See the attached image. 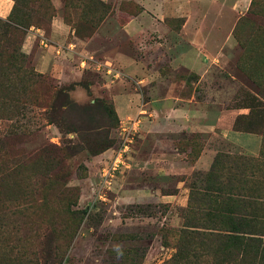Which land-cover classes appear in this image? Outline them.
Masks as SVG:
<instances>
[{"label": "rangeland", "instance_id": "obj_1", "mask_svg": "<svg viewBox=\"0 0 264 264\" xmlns=\"http://www.w3.org/2000/svg\"><path fill=\"white\" fill-rule=\"evenodd\" d=\"M2 2L9 7L0 10V264H264V228L259 226L264 225V175L249 177L217 163L218 184L206 180L215 158L259 159L263 147L264 113L256 116L248 106L253 104L250 96L264 100V0H180L176 16L161 19L144 11L143 0ZM54 18L68 27L62 39L73 43L76 53L74 73L64 80L36 72L31 57L51 44ZM153 19L170 30L162 82L180 86L173 95L192 94L199 104L200 125L213 124L220 110L241 112L233 123L238 121L254 132L246 134L260 140L256 154L218 144L215 137L208 165L200 161L189 174L155 177L135 166L136 159L150 153V145L139 136L145 113L118 118L109 86L120 82L136 93L142 88L111 65L97 62L103 61L101 52L110 50L140 59L147 37L127 36L123 27L151 24ZM182 25L196 31L193 36L216 40L217 47L205 42L198 47V61H213L198 76L180 60L189 51L187 37L178 33ZM32 33L37 35L29 38ZM225 35L229 43L222 45L219 40ZM30 42L31 53L25 54ZM13 50L25 57L24 66L8 63L6 56ZM25 72L41 78L28 81ZM44 85L66 90L68 101L77 107L66 117L74 128L93 130L76 135L51 123ZM96 101L112 115L93 107ZM53 115L65 118L58 110ZM134 121L133 133H126ZM204 142V134L185 135L167 142L162 151L176 149L193 165ZM118 154L120 163L105 186L102 170ZM178 181L184 192L173 204L157 203L150 196L174 194ZM240 221L250 225L243 232L255 235L233 236L254 241L226 249L221 236L239 230Z\"/></svg>", "mask_w": 264, "mask_h": 264}, {"label": "crops", "instance_id": "obj_2", "mask_svg": "<svg viewBox=\"0 0 264 264\" xmlns=\"http://www.w3.org/2000/svg\"><path fill=\"white\" fill-rule=\"evenodd\" d=\"M179 1L143 0L142 6L145 12H149L156 19H161L166 14L176 16L175 9ZM8 7L5 2L0 4V10H7ZM153 20L155 22L151 24L132 25L131 22L123 27V31L127 36L131 37L134 34L141 33L140 35L147 37L148 40L142 42L143 52L140 59H133L124 53L110 50L109 54L101 52L100 55L103 61L97 62L99 65H111L121 77L124 76L135 83L136 86L142 88V93H136L120 82L112 86L107 85L111 87L109 90L111 91L110 99L118 118H124L127 114H135L137 111L145 113V116L142 117L139 136L144 143L150 145V153L142 160L136 159L135 166L144 173L152 172L151 174L155 177L189 174L200 161L207 164L210 155L209 146L215 140V137L218 139V144L227 145L243 153L256 154L260 140L254 135L232 130L234 118L241 112L220 110L213 124L200 125L197 122L199 104L194 100L192 94L188 97L173 95L174 87L180 86L174 84L166 86L162 82L160 76L161 66L169 62L164 53L166 48L165 35L170 30L156 22L155 19ZM68 32V27L61 24L57 18L51 21V44L44 45L43 48L39 47V50L31 54L36 72L48 74L57 80H64L65 76L73 71L71 63L76 59V53L73 51L74 44L65 43L63 42L65 39H62L64 34ZM195 32L194 30H188L186 25H182L178 31L179 34L184 33L187 37L186 45L189 50L180 55V60L185 67L194 71V74L198 76L202 71H205L208 64L213 62L209 60H206V63L205 61H198V47L205 43L210 48L217 46L215 45L216 40L212 42L205 39L204 36L197 37L196 34L193 36ZM28 35L30 38L37 34ZM227 36L225 35L219 40L220 44L226 45L229 43ZM31 49L32 44L30 42L24 53L30 54ZM103 76L106 77L105 74ZM196 133L205 135V146L193 165L185 161V154L178 153L176 149L168 153L162 151L167 142L172 143L174 139L178 140L185 135ZM181 184L182 182L179 181L176 183L174 194L162 195L159 193V195H155V193H151L150 196L157 203L173 204L179 198V195L184 192V188L180 187ZM180 203H182V200Z\"/></svg>", "mask_w": 264, "mask_h": 264}, {"label": "trees", "instance_id": "obj_3", "mask_svg": "<svg viewBox=\"0 0 264 264\" xmlns=\"http://www.w3.org/2000/svg\"><path fill=\"white\" fill-rule=\"evenodd\" d=\"M16 27L18 28H23V24L21 23H13ZM19 32H21V30H19ZM17 33V32H16ZM14 32V34L19 37L22 38L21 34H16ZM13 34V33H12ZM14 52L9 53V55H7L6 57L9 58L7 59L10 65L13 64H20V66H24L26 64V60L25 57L19 53H17V51L13 50ZM25 74L27 76H25L26 80L28 81H32L34 80V78H41L40 76H35L33 77L32 74L25 72ZM256 86H260V85H256ZM65 89L63 88H52L48 85H44L43 86V97L44 100L46 101L44 103V108H46L48 111L51 112V116L49 115V121L51 123L56 124L57 126H65L66 127V132H71L74 133L76 135H79L78 133H80L81 131H92L93 128H85V129H81V128H74L73 127V122L69 121L68 119H66V117L72 113L73 111L77 110V107L68 101L66 95H65ZM262 98H260V96H250V102L253 103L252 105L250 104L248 106V108L255 113L256 116H258L259 113H264V100H261ZM263 101V102H262ZM262 102V103H261ZM93 107H100L103 108V110L106 112L107 116L110 117L112 115V111L110 109H108V106H105L102 102L96 101L93 103ZM104 106V107H103ZM255 109V110H254ZM58 110L61 112V114H64V120L61 121V119L56 118L53 114L54 112ZM82 115L80 116V119ZM251 129V128H250ZM232 130L236 131V132H243V133H254V132H249L250 130L247 129L246 127H244L243 125H240L239 122L235 121V123H233L232 125ZM252 130V129H251ZM259 134H263L262 131L259 132ZM109 144V141H106L105 145L102 146V148L107 147V145ZM263 147L259 153V159H251V158H245L243 156H219L217 158H215V160L213 161L212 165L210 166L208 173H207V181H212L218 184V182H216V177L215 175L218 173V169H216L217 167V163L220 165L221 163L224 164V166H226L227 168H234V169H239L241 170V173H247L249 177H253L255 174H259V175H264V140L262 142ZM85 145V144H84ZM89 150V149H87ZM91 151V153H95L94 150H89ZM221 188H218V190H220ZM244 203V202H242ZM238 214V213H237ZM240 228L237 231H225L227 232L226 234L222 235L221 237L224 239L223 242H221V245H223L224 247H226V249H231L233 247H235L236 245L240 244L241 242H247V243H253V238H240L237 236H233L234 234H249V235H255L252 233H245L243 231H246L249 229L250 225L248 222L245 221H240ZM262 228H264V225H260ZM204 229V228H202ZM212 230V229H211ZM249 232V231H248ZM183 235L185 236V238L188 237V235L190 236V239H192L190 232H186L185 230H183ZM197 233V232H196ZM198 235V234H195Z\"/></svg>", "mask_w": 264, "mask_h": 264}, {"label": "built area", "instance_id": "obj_4", "mask_svg": "<svg viewBox=\"0 0 264 264\" xmlns=\"http://www.w3.org/2000/svg\"><path fill=\"white\" fill-rule=\"evenodd\" d=\"M136 124H137L136 121H134L133 123H131L130 126L128 127V130H127L126 133H129L130 131H132V133H133ZM127 139L128 138L126 137L125 140H127ZM124 148H125V145L122 146L121 153H124V151H125ZM119 159H120V154H118V156L115 158V160H114V162L112 163L111 166H109L107 168H104L102 170V177H101V179H102V184L103 185H105V186H109L110 185L111 179H112V176H113V172L115 171V168H116L117 164L120 163Z\"/></svg>", "mask_w": 264, "mask_h": 264}]
</instances>
